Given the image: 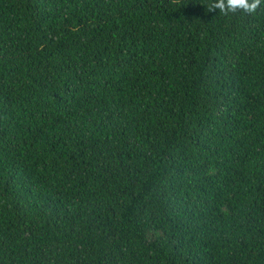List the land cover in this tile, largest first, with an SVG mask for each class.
<instances>
[{"label":"trees","instance_id":"16d2710c","mask_svg":"<svg viewBox=\"0 0 264 264\" xmlns=\"http://www.w3.org/2000/svg\"><path fill=\"white\" fill-rule=\"evenodd\" d=\"M0 0V264H264V0Z\"/></svg>","mask_w":264,"mask_h":264},{"label":"clouds","instance_id":"9594fccd","mask_svg":"<svg viewBox=\"0 0 264 264\" xmlns=\"http://www.w3.org/2000/svg\"><path fill=\"white\" fill-rule=\"evenodd\" d=\"M261 4L262 0H213L207 6V11L214 12L218 9L219 13L225 16L235 13L238 10L246 14H254Z\"/></svg>","mask_w":264,"mask_h":264}]
</instances>
